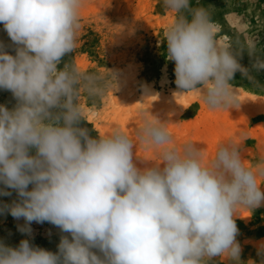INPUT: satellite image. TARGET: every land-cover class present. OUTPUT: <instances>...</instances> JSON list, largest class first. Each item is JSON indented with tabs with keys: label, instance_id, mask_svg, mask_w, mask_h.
<instances>
[{
	"label": "clouds",
	"instance_id": "clouds-1",
	"mask_svg": "<svg viewBox=\"0 0 264 264\" xmlns=\"http://www.w3.org/2000/svg\"><path fill=\"white\" fill-rule=\"evenodd\" d=\"M86 3L0 0V23L15 51L0 42V89L16 100L11 110L0 105V196L14 190L18 197L0 205V215L23 218L17 229L29 237L32 222L69 234L56 253L30 239L17 247L0 242V264H209L221 255L240 264L234 217L264 204V162L247 167L231 141L207 159L191 142L177 147L164 121L146 109L135 142L118 127L90 136L80 127L81 90L103 97L112 85L74 64L57 67L77 49ZM163 3L176 13L163 31L178 93L198 92L210 110L240 104L230 81L237 71L254 79L238 62L243 50L264 69L256 42L239 50L218 44L208 8ZM137 144L160 163L137 166ZM258 255L264 264V242Z\"/></svg>",
	"mask_w": 264,
	"mask_h": 264
},
{
	"label": "rangeland",
	"instance_id": "rangeland-1",
	"mask_svg": "<svg viewBox=\"0 0 264 264\" xmlns=\"http://www.w3.org/2000/svg\"><path fill=\"white\" fill-rule=\"evenodd\" d=\"M190 7L208 8L218 44L239 50L255 41L256 55L264 58V0H190ZM175 15L163 0H87L81 11L77 49L62 57L57 67L62 70L66 64H74L81 72L103 75L112 87L103 97H90L81 90L85 120L80 127L94 138L118 127L135 142L142 124L141 111L146 109L164 121L177 147L191 142L201 147L207 159L214 157L219 145L231 141L239 147L244 164L255 169L264 162V69L254 68L256 56H250L247 50L241 52L238 62L254 79L249 80L240 71L235 73L230 83L239 91L240 104L229 110H210L195 91L184 97L175 95V64L167 58L163 31ZM186 15L191 19L190 14ZM0 42L15 55L2 23ZM146 90L151 96H145ZM0 105L9 110L15 107L11 92L0 89ZM134 151L139 167L142 162L160 163L150 148L137 144ZM261 182L258 178L257 183ZM260 188L264 191V183ZM9 191L10 196H0V205L18 198L14 190ZM234 219L241 247L240 264H261L258 246L264 242V204L252 210L239 209ZM24 223L23 218L0 215V242L17 247L21 240L30 239L32 244L56 253L61 236L69 235L48 222H32L29 237L17 229ZM209 264L239 262L221 255Z\"/></svg>",
	"mask_w": 264,
	"mask_h": 264
},
{
	"label": "bare ground",
	"instance_id": "bare-ground-1",
	"mask_svg": "<svg viewBox=\"0 0 264 264\" xmlns=\"http://www.w3.org/2000/svg\"><path fill=\"white\" fill-rule=\"evenodd\" d=\"M172 89H174V88H172ZM178 92H179V90H174L173 93H174L175 95H178L179 97H184L185 93H178ZM238 93H239V91H238ZM174 94H173V95H174ZM241 94H242V93H241ZM243 95H245V94H243Z\"/></svg>",
	"mask_w": 264,
	"mask_h": 264
}]
</instances>
